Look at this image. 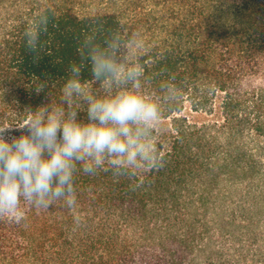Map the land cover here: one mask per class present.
Wrapping results in <instances>:
<instances>
[{"label":"trees","instance_id":"obj_1","mask_svg":"<svg viewBox=\"0 0 264 264\" xmlns=\"http://www.w3.org/2000/svg\"><path fill=\"white\" fill-rule=\"evenodd\" d=\"M127 90L157 107L162 166L78 165L75 207L0 219V264H264V0H0V126L37 107L87 122Z\"/></svg>","mask_w":264,"mask_h":264},{"label":"clouds","instance_id":"obj_2","mask_svg":"<svg viewBox=\"0 0 264 264\" xmlns=\"http://www.w3.org/2000/svg\"><path fill=\"white\" fill-rule=\"evenodd\" d=\"M25 33L35 51L36 34L29 29ZM91 63L96 78L115 75V67L102 54L94 52ZM72 72L80 74L75 65ZM79 91L80 81L73 78L63 89L69 97ZM77 116L69 111L65 118L61 111L37 107L17 126H0V219L19 224L28 208L48 209L58 200L75 207L78 165L93 176L109 163L122 173L132 167L147 171L162 166L144 140L158 110L142 95L127 90L92 99L87 122ZM13 128L21 134L6 136Z\"/></svg>","mask_w":264,"mask_h":264},{"label":"rangeland","instance_id":"obj_3","mask_svg":"<svg viewBox=\"0 0 264 264\" xmlns=\"http://www.w3.org/2000/svg\"><path fill=\"white\" fill-rule=\"evenodd\" d=\"M79 2H81V1H79Z\"/></svg>","mask_w":264,"mask_h":264}]
</instances>
